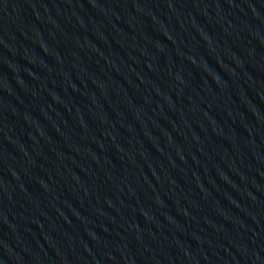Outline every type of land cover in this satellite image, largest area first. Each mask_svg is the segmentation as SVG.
<instances>
[{
  "label": "water",
  "instance_id": "obj_1",
  "mask_svg": "<svg viewBox=\"0 0 264 264\" xmlns=\"http://www.w3.org/2000/svg\"><path fill=\"white\" fill-rule=\"evenodd\" d=\"M0 264H264V0H0Z\"/></svg>",
  "mask_w": 264,
  "mask_h": 264
}]
</instances>
